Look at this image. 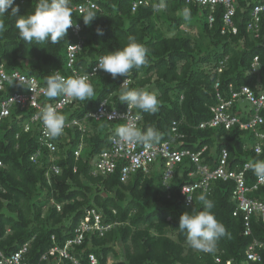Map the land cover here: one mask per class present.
Wrapping results in <instances>:
<instances>
[{
  "label": "trees",
  "instance_id": "16d2710c",
  "mask_svg": "<svg viewBox=\"0 0 264 264\" xmlns=\"http://www.w3.org/2000/svg\"><path fill=\"white\" fill-rule=\"evenodd\" d=\"M87 1L96 7H87L81 13L73 9L79 4L87 5ZM134 1L71 0L73 22L81 30L76 34L70 27L64 40L56 44L22 41L10 8L0 18L5 25L0 32V66L8 74L18 71L34 76L44 86L45 78L53 71L58 70L65 77L74 75V71L91 72L97 57L122 48L128 43V37L133 36L148 50L146 65L133 69L127 78L118 76L113 80L102 70L89 76L95 95L85 101L73 99L72 104L60 111L65 121L83 119L104 99L109 107L124 109L127 105L119 102L118 93L126 78L130 88L152 87L157 91L160 103L155 114L136 108L135 112L141 117L138 127L142 131L154 127L162 133L158 143L168 141L174 148L192 151L206 147L202 162L209 165L216 164L220 151L225 148L230 169L264 159V146L259 154L255 153L258 139L250 131L198 127L210 117L217 78L224 93L228 85L254 88L258 79H264V22L258 31L247 28L251 6L257 0L236 1L232 16L236 33L222 31L224 7L221 4L211 10L209 5L193 1L145 0L146 4L132 11ZM36 3L37 0H15L17 14L30 12ZM160 3L167 7L157 12L155 7ZM185 8L190 9L191 18L197 17L195 22L186 23ZM88 11L96 16L85 25L83 19ZM209 15L213 17L211 22ZM97 28L102 30V35L97 34ZM77 40L82 42V48L70 67L67 46ZM255 56L258 72L252 73L250 63ZM220 61H224L225 68L218 73L214 69ZM24 87L13 81L11 85L5 82L0 89V101L12 92H24ZM57 98L60 97L41 96L39 100L42 105L53 104ZM37 111L12 105L10 113L0 122V185L4 189L0 192V248L5 254L29 242L25 254L28 262L56 264L51 256L48 261H40L41 255L53 245L62 247L74 236L79 221L95 210L102 224L113 226L102 235L87 232L81 244L74 245L70 251L82 256L94 253L100 264H105L108 257L115 258L117 245L122 248L123 258L116 259L114 264H226L227 260L230 264H264V246L259 250L261 262L246 261L245 250L254 239L264 244V224L252 217L251 235L243 234L241 214H232L235 208L231 200L232 180L212 181L208 191L196 190L192 202L186 205L181 187L196 179L189 175L195 165L187 157L176 166L167 185L162 181L161 162L153 163L149 173H134L125 182L119 180V169L108 175L93 176L91 160L109 147L110 137L122 123L86 118L82 122L83 131L76 126L68 127L54 139L57 149L51 155L40 145L38 124L30 123V117ZM261 114L264 119V111ZM26 124H29L28 131H24ZM216 137H221L223 142L215 145ZM80 141L83 147L76 159L73 152ZM38 150L39 156L32 162L30 156ZM52 163L59 167V173L50 171ZM245 178L250 189L247 196L264 201V185L252 188L257 177L250 169L245 172ZM201 195L213 203L211 211L226 230L215 242L212 252L190 247L178 228L182 213L191 211L192 207L203 208V202L198 199ZM215 257L220 261L216 262ZM60 264L71 263L62 260Z\"/></svg>",
  "mask_w": 264,
  "mask_h": 264
},
{
  "label": "built area",
  "instance_id": "2783aa9c",
  "mask_svg": "<svg viewBox=\"0 0 264 264\" xmlns=\"http://www.w3.org/2000/svg\"><path fill=\"white\" fill-rule=\"evenodd\" d=\"M193 1L201 5H209L212 10L216 4H221L224 7L222 13L223 30L236 33L237 28L234 25L232 16L235 13L237 0H186ZM254 1V0H253ZM146 4L145 0H136L132 3L131 10L134 11L138 5ZM87 7L95 8L96 4L87 1V5H76L73 9L77 12H83ZM250 22L247 24L248 29H254L258 31L260 23L264 22V0H257L255 4L251 6L250 10ZM209 22L213 21V17L209 15ZM74 33H78L81 30V26L75 24L71 27ZM82 48V42L77 40L76 42L67 46L68 66H72L75 62L76 54L80 52ZM99 59V58H98ZM97 59V60H98ZM97 63V62H96ZM96 63L89 72L90 76L97 73L98 70L93 72L96 68ZM225 68L224 61H220L218 66L214 69L218 73ZM249 72H258V58L255 56L250 63ZM86 73L80 71H74V75H84ZM16 83L17 85L25 86L24 92H12L9 96L0 101V122L3 117L10 113V107L17 105L19 107H31L38 109L37 106L42 105L39 98L44 96L41 92V86L38 80L34 76H26L23 73L14 71L10 74L6 73L2 66H0V89L4 87V83L9 81ZM129 82V79H126ZM123 81L121 82V84ZM214 94L215 100L213 105H210V117L198 124L199 128H224L229 130L237 128L239 130L250 131L254 134L258 141L255 142L254 151L259 154L264 146V119L262 112L264 111V79H258L254 88L248 85H240L235 88L232 85L225 87L226 93L221 89L220 80L217 78L214 81ZM246 102L248 107L241 108V104ZM73 103V99L66 100L64 97L57 98L53 102L60 112L64 108ZM86 118H94L97 120L105 119L108 121H119L122 124L126 123L128 119L134 120L137 127L140 122V115L135 112V108L126 106L124 109H118L115 107H109L106 99L102 100L95 110L88 111L84 118L71 119L65 121V128L78 127L83 131L82 122ZM30 123L38 124L39 136L38 140L40 145L53 155L57 146L54 139H49L43 133V124L36 117V113L30 117ZM175 122H173L172 130L175 131ZM29 124H26L24 131H28ZM64 132V131H63ZM114 136V135H112ZM111 136V137H112ZM181 136V135H179ZM83 142L80 141L78 147L74 150V157L77 159L80 156ZM206 147H202L199 150L192 151L189 149L174 148L168 141L154 144L152 147L142 145H126L123 148H118L116 143L110 140L109 147L101 151L91 160V175H108L119 169V180L125 182L129 177L137 172L147 174L150 171V166L153 163L161 162L163 164V176L162 181L164 185H167L170 179L174 175L176 166L187 157L195 165V170L189 173L190 176H194L196 179L191 183L183 184L181 187V194L184 196L185 204L189 205L192 202L193 194L196 190L206 192L210 188V183L214 180H232L234 182V188L231 195V200L235 203L233 215L237 216L241 214L243 219V234L249 236L252 233L251 220L255 217L257 221L264 224V201L253 199L247 196V192L250 190L246 185L245 172L247 169L244 163L240 169L228 168V153L225 148L220 151L215 165H209L203 163L202 155ZM226 151V152H225ZM39 156V150L34 152L30 156V160L35 162ZM54 158H51L53 161ZM2 162L0 160V167ZM50 171L57 174L60 169L57 165L51 164ZM75 171V169H74ZM264 185V182H260L256 178L253 189L257 186ZM0 192H4L3 187L0 185ZM57 209L60 206L57 205ZM113 224H102L100 220V214L95 210H91L86 214L78 223L74 231V236L67 239L62 247L57 245L51 246L48 251L43 253L40 257V261H48L51 256L55 260L56 264H60V261L67 260L71 264H100L99 259L94 253H88L86 256H82L80 253L74 255L70 249L74 245L81 244L84 235L87 232H98L102 235L105 231L109 230ZM51 240H54V236H51ZM29 242L24 243L18 250L5 254L0 248V264H31L25 259V254L28 250ZM264 244L254 239L246 248L245 255L246 261L259 263L262 261L260 254V248ZM215 261L219 262L220 258L215 257ZM231 261L227 260L226 264H230ZM105 264H114V261L108 257Z\"/></svg>",
  "mask_w": 264,
  "mask_h": 264
},
{
  "label": "clouds",
  "instance_id": "9594fccd",
  "mask_svg": "<svg viewBox=\"0 0 264 264\" xmlns=\"http://www.w3.org/2000/svg\"><path fill=\"white\" fill-rule=\"evenodd\" d=\"M167 5L160 3L155 7V11L165 10ZM11 8V15L15 16V28L18 30L20 39L28 44H43L51 42L53 44L64 40L70 27L75 26L72 18L71 0H37L34 8L24 15H18V6L15 0H0V18L5 16ZM190 9L183 10V18L190 19ZM96 16L92 11H88L87 17L83 19L87 25ZM5 25L0 19V32H3ZM97 34L102 35V30L97 28ZM147 48L129 36L128 43L122 48L110 51L96 58V68L111 75L115 80L118 76L128 77L133 69H139L147 63ZM99 58V59H98ZM98 59V60H97ZM89 73L84 75H72L65 77L58 70L45 78L44 87L41 92L49 99L64 97L66 100L75 99L85 101L95 95L94 87L89 82ZM126 78L119 86L118 100L127 106L141 110L142 112L155 114L158 111L159 103L155 93L144 90L130 88ZM9 84H12L9 78ZM36 117L43 124V133L49 139H56L63 134L65 128V116L58 112L52 104L39 105ZM162 138L156 128L149 127L141 130L132 119L119 125L115 129V135L110 137L118 148L126 145H142L152 147ZM226 152V151H225ZM250 169L260 182H264V159L249 161L245 165ZM203 202V208L192 207L191 211L184 212L179 216L178 228L185 234L187 244L197 250L212 252L215 242L225 235L224 226L219 223L212 213L213 203L207 200L204 195L198 198Z\"/></svg>",
  "mask_w": 264,
  "mask_h": 264
},
{
  "label": "rangeland",
  "instance_id": "374dc122",
  "mask_svg": "<svg viewBox=\"0 0 264 264\" xmlns=\"http://www.w3.org/2000/svg\"><path fill=\"white\" fill-rule=\"evenodd\" d=\"M195 19H197V17H190V19H188L187 21H186V23L188 24V23H191V22H195ZM197 23L198 24H200V21H197ZM191 33H194V31L192 32L191 31ZM144 90H148V91H151V92H153V93H157V91H156V89L155 88H152V87H145L144 88ZM246 107H248V105H247V103L246 102H243L242 104H241V108H246ZM219 142H223V139L221 138V137H216L215 138V145L217 144V143H219ZM215 147V146H214ZM6 210H4V212H5ZM6 214H9V215H12L11 213H9V212H5ZM13 216V215H12ZM116 250H117V255L115 256V258L114 257H111V259L113 260V261H116V259L117 260H119V259H122L123 258V255H122V248L120 247V246H116ZM197 250V249H196Z\"/></svg>",
  "mask_w": 264,
  "mask_h": 264
}]
</instances>
